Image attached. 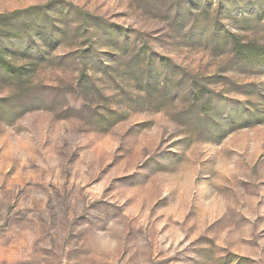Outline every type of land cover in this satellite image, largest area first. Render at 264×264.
Returning <instances> with one entry per match:
<instances>
[{
	"label": "rangeland",
	"instance_id": "rangeland-1",
	"mask_svg": "<svg viewBox=\"0 0 264 264\" xmlns=\"http://www.w3.org/2000/svg\"><path fill=\"white\" fill-rule=\"evenodd\" d=\"M261 46L264 0H0V264H264Z\"/></svg>",
	"mask_w": 264,
	"mask_h": 264
},
{
	"label": "trees",
	"instance_id": "trees-1",
	"mask_svg": "<svg viewBox=\"0 0 264 264\" xmlns=\"http://www.w3.org/2000/svg\"><path fill=\"white\" fill-rule=\"evenodd\" d=\"M235 45L238 47V49L239 46H241L240 42H235ZM242 46H244V44ZM35 54L36 56L40 57L42 52ZM244 54L247 59H251L253 57V59H255L257 62L264 63V46L257 47L256 51H252L250 48H247ZM0 68L2 69L3 73L6 75H12L18 78H24V76H29V77L31 76L27 64L14 63L8 61L6 58L3 57L0 59ZM249 102L250 100H247L246 102H242V103H237V106H235V103L231 101H228L226 103V106L230 107L229 116L232 117L233 115L236 114L238 117V119L237 117L236 118L233 117L232 120L233 123H236L239 120L241 121L240 122L241 126H248L251 123H254V121H258L257 113L256 112L252 113L248 105H245V104H249Z\"/></svg>",
	"mask_w": 264,
	"mask_h": 264
}]
</instances>
